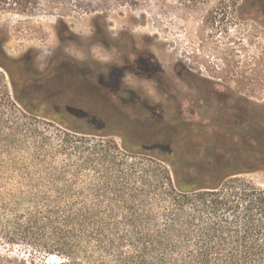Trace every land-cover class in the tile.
I'll use <instances>...</instances> for the list:
<instances>
[{
  "label": "trees",
  "instance_id": "1",
  "mask_svg": "<svg viewBox=\"0 0 264 264\" xmlns=\"http://www.w3.org/2000/svg\"><path fill=\"white\" fill-rule=\"evenodd\" d=\"M40 6L0 0V10L22 14ZM241 7L264 14V0ZM4 41L0 164L11 172L0 186V238L20 248L0 252V264H264V187L244 177L264 168V109L242 107L252 102L241 96L208 100L224 106L216 119L246 158L213 143H196L203 154L193 156L184 134L196 126L175 111L174 124L147 126L141 105L133 115L110 101L81 62L38 72ZM40 104L52 133L25 120L47 116Z\"/></svg>",
  "mask_w": 264,
  "mask_h": 264
},
{
  "label": "rangeland",
  "instance_id": "2",
  "mask_svg": "<svg viewBox=\"0 0 264 264\" xmlns=\"http://www.w3.org/2000/svg\"><path fill=\"white\" fill-rule=\"evenodd\" d=\"M243 1L41 0L33 14L0 10V35L9 55L38 72L66 59L86 65L84 77L110 101L133 115L141 105L138 119L147 126L174 124L167 116L175 111L196 126L184 134L190 155L203 154L196 143H213L235 161L246 157L225 120L216 119L224 106L207 102L241 96L252 102L242 107L264 109V14L242 8ZM154 76L167 77L169 85L156 84ZM9 89L14 96L10 80ZM40 105L47 116L26 113L25 120L52 133L56 123ZM9 172L10 165L0 164V186H8ZM244 177L264 187V168ZM17 248L0 238V252Z\"/></svg>",
  "mask_w": 264,
  "mask_h": 264
},
{
  "label": "flooded vegetation",
  "instance_id": "3",
  "mask_svg": "<svg viewBox=\"0 0 264 264\" xmlns=\"http://www.w3.org/2000/svg\"><path fill=\"white\" fill-rule=\"evenodd\" d=\"M147 59V58H146ZM151 60V59H150ZM150 60L149 59H147V62H148V64H150ZM138 61H139V58H138ZM153 78V76H150V79H152ZM153 80H157L156 81V84L157 83H162V84H167V85H169V79L167 78V77H162V76H160V77H158V76H154V79Z\"/></svg>",
  "mask_w": 264,
  "mask_h": 264
}]
</instances>
